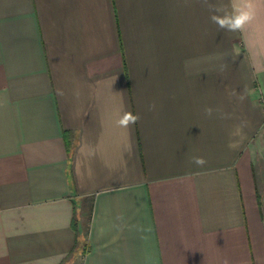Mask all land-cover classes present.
Returning a JSON list of instances; mask_svg holds the SVG:
<instances>
[{
	"label": "crops",
	"instance_id": "obj_1",
	"mask_svg": "<svg viewBox=\"0 0 264 264\" xmlns=\"http://www.w3.org/2000/svg\"><path fill=\"white\" fill-rule=\"evenodd\" d=\"M254 2L0 0V264H264Z\"/></svg>",
	"mask_w": 264,
	"mask_h": 264
},
{
	"label": "clouds",
	"instance_id": "obj_2",
	"mask_svg": "<svg viewBox=\"0 0 264 264\" xmlns=\"http://www.w3.org/2000/svg\"><path fill=\"white\" fill-rule=\"evenodd\" d=\"M202 6L206 7L210 13V20L216 24L219 29L228 32H244L246 27L250 25L255 19V2L254 0H230V5H216L209 3V0H201ZM241 95L239 99L243 100ZM155 105H150L149 109L154 108ZM205 114L212 115V108H205ZM138 114H133L130 111H124L116 124L123 129H128L139 120ZM192 162L198 166H203L206 161L202 157H193ZM224 264H228L225 260Z\"/></svg>",
	"mask_w": 264,
	"mask_h": 264
}]
</instances>
